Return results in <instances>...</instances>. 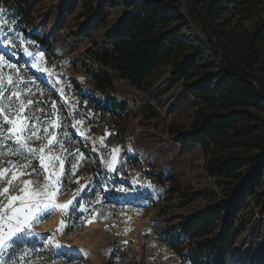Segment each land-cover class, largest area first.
Instances as JSON below:
<instances>
[{
  "label": "rangeland",
  "instance_id": "rangeland-1",
  "mask_svg": "<svg viewBox=\"0 0 264 264\" xmlns=\"http://www.w3.org/2000/svg\"><path fill=\"white\" fill-rule=\"evenodd\" d=\"M229 5L234 18L243 17L246 25L264 16V0H253L246 13L233 2ZM0 10V55L15 65L0 63V80L6 85L0 103L9 108L11 100L12 109L25 103L27 122L38 126L41 137L29 139L30 147L46 144L52 135L59 141L45 151L64 161L56 203H66L83 189L75 195L73 211L52 209L32 225V234L23 241L37 239L55 248L59 257L52 264L64 262L60 252L73 257L68 264H76L78 258L83 264H191L158 236V230L213 202L221 192V179L206 171L200 143L180 138V133H189L196 100L184 92L183 79L172 77L167 65L141 87L116 79L104 94L94 81L105 69L99 59L113 53L130 34L136 10L121 0H0ZM9 77L13 84H8ZM15 91L19 100L11 96ZM259 117L255 113L251 123L258 125ZM46 163L48 172L39 154L23 151L4 127L0 170L9 171L0 178V191L14 171L33 174L19 176L9 193L0 195V207L8 196L22 194L26 180L34 181L36 190L43 189L45 177L60 172L58 160ZM171 177L179 180L180 189L169 190ZM247 211L251 222L229 260L264 264V217H251V207ZM10 249L0 254L3 264H39L43 259L38 255L33 261L30 252L29 257L19 256L24 261L6 262Z\"/></svg>",
  "mask_w": 264,
  "mask_h": 264
},
{
  "label": "trees",
  "instance_id": "trees-1",
  "mask_svg": "<svg viewBox=\"0 0 264 264\" xmlns=\"http://www.w3.org/2000/svg\"><path fill=\"white\" fill-rule=\"evenodd\" d=\"M121 1L136 10L133 26L113 53L99 59L105 69L94 75L96 88L107 94L116 79L141 87L159 68L171 67V76L183 79L184 92L198 104L189 133L180 138L199 142L207 173L221 179L213 202L161 228L158 236L191 264H238L229 256L251 222L247 209L253 210L251 217H264V16L249 25L243 17L234 18L230 2L246 13L253 0H186L190 18L217 50L212 56L206 43L186 34L192 25L182 0ZM17 9L25 18L24 7ZM255 113L258 125L251 123ZM169 180L170 191L182 187L177 178ZM60 254L65 258L61 264L73 261ZM29 255L33 261L40 255L39 264L59 257L55 248L34 239L17 242L5 260L24 261L19 256Z\"/></svg>",
  "mask_w": 264,
  "mask_h": 264
},
{
  "label": "snow or ice",
  "instance_id": "snow-or-ice-1",
  "mask_svg": "<svg viewBox=\"0 0 264 264\" xmlns=\"http://www.w3.org/2000/svg\"><path fill=\"white\" fill-rule=\"evenodd\" d=\"M2 11V10H0ZM25 54L29 57L33 56L32 52L25 49ZM43 59L42 56L39 57ZM0 63L7 64L10 68H15V65L9 64L5 57L0 55ZM34 67L38 65H33ZM14 81L11 77L8 78V84H13ZM6 85L0 80V101L5 96ZM11 96L17 100L20 98V93L18 91L12 92ZM27 104H32V101H27ZM25 103L21 102L15 109L11 108V100L9 108H5L2 103H0V118L3 119L4 125L0 126V134H2V129L7 128V133L15 139L16 143L20 148L32 154H39V162L41 167L45 172H48L49 165L46 160H58L60 162V172H51L49 176L45 177V186L41 190H36L34 188V181L26 180L24 181V188L21 190L22 194L8 196L7 203L0 207V254H3L9 247H14L17 242H21L26 239L30 234H32V225L37 221L42 220L46 215L50 214L52 209H59L62 213H69L74 210V200L75 195L79 194L80 189L74 198L68 200L66 203L59 204L56 203V197L59 189L57 185L59 184L60 178L63 175L64 161L59 157H50L45 155L46 149L51 151V146L55 143H59L55 135H52L47 143L41 145L38 148H32L28 144V140L33 137L39 140V128L37 125H32L27 122V117L24 115ZM30 130V135L25 137L24 133ZM44 132L47 133L48 129L45 128ZM117 149H113V152H117ZM116 157L113 156V161ZM29 165H24L23 167H28ZM17 165H13L16 168ZM8 169L0 170V178L4 177L8 173ZM35 172V169L33 170ZM33 173L27 172H13L11 179L8 181V186L4 187L0 191V195H5L9 193L10 188L13 186V182L22 175H32ZM51 187L52 191H48ZM92 221L89 220L88 223ZM63 228V221L61 222V229ZM0 264H3L0 261Z\"/></svg>",
  "mask_w": 264,
  "mask_h": 264
},
{
  "label": "water",
  "instance_id": "water-1",
  "mask_svg": "<svg viewBox=\"0 0 264 264\" xmlns=\"http://www.w3.org/2000/svg\"><path fill=\"white\" fill-rule=\"evenodd\" d=\"M182 3H183V10H182V12H183L184 15L187 16V18L191 22V25H192L191 29L194 28L198 32L196 34L191 29H185L186 34L187 35H192L196 40L197 39H201V41L203 43H206L207 44L206 45V48L208 50H211L215 54L217 52V50L210 46L209 38L207 37L206 33L204 32L202 26L199 23H197L196 21H194V20H192L190 18V16H189V10H188V5L186 3V0H182Z\"/></svg>",
  "mask_w": 264,
  "mask_h": 264
}]
</instances>
